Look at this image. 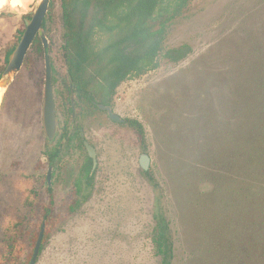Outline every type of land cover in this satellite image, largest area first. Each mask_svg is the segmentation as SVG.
<instances>
[{
  "label": "rangeland",
  "instance_id": "1",
  "mask_svg": "<svg viewBox=\"0 0 264 264\" xmlns=\"http://www.w3.org/2000/svg\"><path fill=\"white\" fill-rule=\"evenodd\" d=\"M37 5L36 0L3 11L10 14L0 17V78ZM42 29L50 43L59 131L53 141L44 131L46 67L40 35L9 86L0 89V256L16 243L22 249L18 264L29 262L46 222L48 235L45 230L36 264H160L152 242L157 193L140 163L146 152L166 193L175 233L173 264H235L227 233L232 215L222 209L221 189L200 175L208 157L199 143L193 156L175 146L188 135L205 137L201 126L206 117L221 115V96L232 100L220 76L230 73L252 45L264 46V0H190L164 44L165 50L189 44L187 57L179 62L163 57L158 68L117 87L112 106L123 118L143 123L147 148L132 126L113 121L77 93L72 122L62 0H51ZM64 129L73 135L69 144ZM85 139L98 158L90 185ZM50 167L55 202L45 218Z\"/></svg>",
  "mask_w": 264,
  "mask_h": 264
},
{
  "label": "trees",
  "instance_id": "2",
  "mask_svg": "<svg viewBox=\"0 0 264 264\" xmlns=\"http://www.w3.org/2000/svg\"><path fill=\"white\" fill-rule=\"evenodd\" d=\"M189 2L62 0L68 91L100 109L98 103L112 105L116 89L123 81L158 68L163 57L172 62L186 58L191 51L189 44L168 50L164 44L171 24ZM103 37L106 39L102 41ZM236 63L230 73L220 76L229 87L232 100L221 96V115L204 119L201 132L206 136L188 135V141L184 138L186 144L179 137L175 147L193 156L195 144L199 143V149L208 157L200 175L221 189L222 209L232 215L227 233L231 236L235 264H264V46L252 45L250 53ZM228 113L231 116L227 118ZM122 123L132 126L147 148L143 123L134 118H125ZM65 132L66 129L62 135L69 144L73 135ZM56 152L50 155L52 161ZM89 158L91 163L85 169L88 185L95 170ZM144 174L157 193L153 249L160 264H173L175 233L164 204L166 193L154 172L149 169ZM47 189L50 200L44 207L45 218L52 213L55 202L53 188ZM74 204L72 211L78 205ZM21 251L16 243L9 245L0 256V264H18Z\"/></svg>",
  "mask_w": 264,
  "mask_h": 264
},
{
  "label": "water",
  "instance_id": "3",
  "mask_svg": "<svg viewBox=\"0 0 264 264\" xmlns=\"http://www.w3.org/2000/svg\"><path fill=\"white\" fill-rule=\"evenodd\" d=\"M36 1V0H35ZM38 5L30 17L26 19V28L21 36L20 42L10 54L8 64L3 72L2 77L0 78V87L1 89H6L11 83L14 76L20 71L21 67L24 64L25 57L28 53L29 48L31 47L35 37L38 33L42 36L44 48H45V62H46V77H45V93H44V103H43V125L46 137L48 140L53 141L59 131V119L57 117V103L54 95L53 88V73H52V64L50 60V55L48 52V38L43 34V21L49 10L51 0H37ZM73 84V82H72ZM98 107L102 110L107 111L108 116L117 123H122L125 118H123L119 113L115 111L112 105H106L99 103ZM77 106L74 103V110L76 111ZM82 135L84 133L82 132ZM84 145L88 151L89 156L93 160L94 169L97 166V150L96 147L91 144L88 140L84 141ZM141 166L145 171L149 170L151 167V157L148 153L144 152L140 157ZM52 167H50L47 173L48 185H52ZM46 230V222H43L41 225V230L38 235L34 247L33 256L29 264H36V261L39 257V253L42 247V242Z\"/></svg>",
  "mask_w": 264,
  "mask_h": 264
},
{
  "label": "flooded vegetation",
  "instance_id": "4",
  "mask_svg": "<svg viewBox=\"0 0 264 264\" xmlns=\"http://www.w3.org/2000/svg\"><path fill=\"white\" fill-rule=\"evenodd\" d=\"M6 11V10H5ZM4 14H10V13H4L3 11H2V13H0V17L1 16H3ZM47 14H48V12H47ZM47 14H46V16H45V18H44V21H43V26H42V28L43 27H45V25H46V23H47ZM38 36H40V33H38L37 34V36L35 37V39L38 37ZM48 38V37H47ZM34 39V40H35ZM41 39H42V36H41ZM20 42V41H19ZM34 42V41H33ZM42 42H43V40H42ZM33 44V43H32ZM49 39H48V52H49V55H50V51H49ZM18 45V44H17ZM43 47H44V44H43ZM16 48V47H15ZM14 48V49H15ZM13 48L12 49H10L9 50V53L11 54L12 52H13V50H14ZM30 49V48H29ZM29 51V50H28ZM28 54V53H27ZM27 56V55H26ZM44 58H45V48H44ZM25 60H26V57H25ZM25 60H24V63H25ZM50 60H51V55H50ZM51 64H52V61H51ZM24 65V64H23ZM45 67H46V62H45ZM52 73H53V64H52ZM71 79V78H70ZM72 79H71V86H73L74 85V83L72 84ZM44 88H45V84H44ZM54 88V87H53ZM69 93H70V95H71V99H70V102H71V104H72V106H71V114H72V117H73V119H72V122L74 123L75 122V117H76V114H77V111H75L74 110V103L76 104V102H75V96H74V93L73 92H71V91H68ZM99 104V103H98ZM77 106V105H76ZM77 110V109H76ZM82 129H81V131H80V134H81V136H84V135H82ZM86 140V139H85ZM85 140H83V143H84V141Z\"/></svg>",
  "mask_w": 264,
  "mask_h": 264
},
{
  "label": "bare ground",
  "instance_id": "5",
  "mask_svg": "<svg viewBox=\"0 0 264 264\" xmlns=\"http://www.w3.org/2000/svg\"><path fill=\"white\" fill-rule=\"evenodd\" d=\"M35 0H0V13L7 9H17L18 7H24L25 5H31ZM1 89V87H0ZM2 91V90H1ZM1 91H0V101H1Z\"/></svg>",
  "mask_w": 264,
  "mask_h": 264
}]
</instances>
